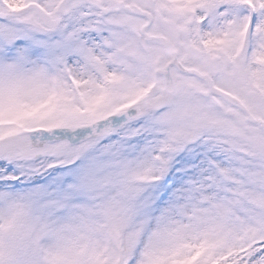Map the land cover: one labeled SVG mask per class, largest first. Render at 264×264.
Here are the masks:
<instances>
[{
	"label": "snow or ice",
	"instance_id": "obj_1",
	"mask_svg": "<svg viewBox=\"0 0 264 264\" xmlns=\"http://www.w3.org/2000/svg\"><path fill=\"white\" fill-rule=\"evenodd\" d=\"M0 264H264V0H0Z\"/></svg>",
	"mask_w": 264,
	"mask_h": 264
}]
</instances>
